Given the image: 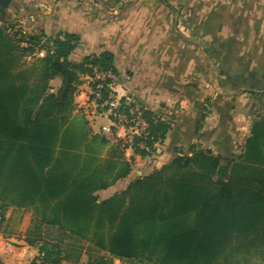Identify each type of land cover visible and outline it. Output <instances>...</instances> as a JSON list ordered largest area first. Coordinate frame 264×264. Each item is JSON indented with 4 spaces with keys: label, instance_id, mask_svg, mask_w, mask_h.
<instances>
[{
    "label": "trees",
    "instance_id": "1",
    "mask_svg": "<svg viewBox=\"0 0 264 264\" xmlns=\"http://www.w3.org/2000/svg\"><path fill=\"white\" fill-rule=\"evenodd\" d=\"M0 14V224L10 205L33 211L26 239L43 261L29 264H61L83 242L101 253L87 264H264V110L238 154L193 145L101 199L132 171L125 150L155 153L138 142H163L169 121L147 110L150 135L132 143L94 133L75 95L90 65L120 75L111 54L74 62L79 33L26 31Z\"/></svg>",
    "mask_w": 264,
    "mask_h": 264
},
{
    "label": "crops",
    "instance_id": "2",
    "mask_svg": "<svg viewBox=\"0 0 264 264\" xmlns=\"http://www.w3.org/2000/svg\"><path fill=\"white\" fill-rule=\"evenodd\" d=\"M10 7L26 31L79 33L74 62L111 54L117 92L169 121L155 153L125 150L135 166L127 183L193 145L232 157L264 110V0H12ZM88 94L80 84L74 114L88 118L94 133L123 138ZM27 227L0 229V264L38 262Z\"/></svg>",
    "mask_w": 264,
    "mask_h": 264
},
{
    "label": "built area",
    "instance_id": "3",
    "mask_svg": "<svg viewBox=\"0 0 264 264\" xmlns=\"http://www.w3.org/2000/svg\"><path fill=\"white\" fill-rule=\"evenodd\" d=\"M90 67L92 70L88 75L90 79L88 100L93 104L95 110L105 114L115 126L121 128L126 141L132 143L136 138L148 137L151 132V121L145 113L150 110L148 106L132 97L121 96L117 92L119 75L113 69L102 68L99 65H90ZM160 143V141H155L153 147H150L144 140H141L138 142V146L152 151L154 148L157 149ZM42 261L43 256L41 255L38 262Z\"/></svg>",
    "mask_w": 264,
    "mask_h": 264
},
{
    "label": "rangeland",
    "instance_id": "4",
    "mask_svg": "<svg viewBox=\"0 0 264 264\" xmlns=\"http://www.w3.org/2000/svg\"><path fill=\"white\" fill-rule=\"evenodd\" d=\"M10 10H11V7L9 6L8 9L4 12V18L7 19L9 23L20 24L19 21H17L16 17L20 16L21 13H15V11L11 12ZM0 20H1V14H0ZM81 78L83 81L82 83L86 82L90 88V79L88 78V76L82 75ZM51 84H53L54 86H58L60 84V79L57 78V79L53 80L51 82ZM114 138L115 137H112L111 139L115 140ZM240 150H241V148H240ZM240 150H239V152H240ZM131 162H132V170H133L135 166H134V162L132 159H131ZM147 174H149V173H146L143 175H147ZM143 175H141V176H143ZM129 183H127L126 178L118 180L115 184L111 185L108 189L99 191L98 192L99 197L101 199L107 198V197L113 195L115 192L125 189ZM6 215H8L9 217L7 218ZM32 217H33V211L31 209H23V208H18L14 205H10L6 209L5 220L0 224V229L8 227L13 231H19L20 227H22L24 223L25 224L27 223L28 224L27 230H28V228L31 224ZM27 230H26V232H27ZM26 232H25V240L27 241ZM15 238H19V237L15 236ZM64 244L65 245L75 244V242L68 239L65 241ZM77 246H78V249H80V252L79 251H72L71 253L69 252V254H66V255H69L70 260L68 259V260L62 261L63 264L64 263L65 264H87L88 258L90 257V255L97 256V255L101 254L94 246L90 245L89 242H83V243L78 244ZM40 256H41V254H40ZM38 258H40V257H38ZM114 262H115V264H121V260H119L118 258H114ZM129 262L131 264H156L154 261L150 262V261H146V260L143 261L140 259L131 260Z\"/></svg>",
    "mask_w": 264,
    "mask_h": 264
},
{
    "label": "water",
    "instance_id": "5",
    "mask_svg": "<svg viewBox=\"0 0 264 264\" xmlns=\"http://www.w3.org/2000/svg\"><path fill=\"white\" fill-rule=\"evenodd\" d=\"M12 0H0V12L4 13L11 5Z\"/></svg>",
    "mask_w": 264,
    "mask_h": 264
}]
</instances>
